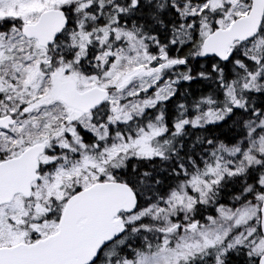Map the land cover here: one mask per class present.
<instances>
[{"label": "snow or ice", "instance_id": "obj_1", "mask_svg": "<svg viewBox=\"0 0 264 264\" xmlns=\"http://www.w3.org/2000/svg\"><path fill=\"white\" fill-rule=\"evenodd\" d=\"M0 264H264V0H0Z\"/></svg>", "mask_w": 264, "mask_h": 264}]
</instances>
